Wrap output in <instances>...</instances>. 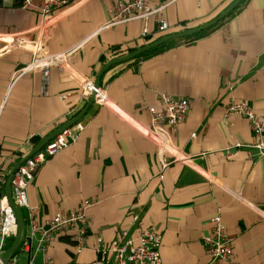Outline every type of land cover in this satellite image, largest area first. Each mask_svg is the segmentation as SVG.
Returning a JSON list of instances; mask_svg holds the SVG:
<instances>
[{
	"label": "crops",
	"instance_id": "crops-1",
	"mask_svg": "<svg viewBox=\"0 0 264 264\" xmlns=\"http://www.w3.org/2000/svg\"><path fill=\"white\" fill-rule=\"evenodd\" d=\"M119 1L74 0L54 12L47 28L34 11L20 8L21 0H0V173L5 183L40 141L85 108L91 97L83 99V82L94 83L116 58L114 52L207 23L234 0H173L160 16L169 31L158 33V19L152 18L145 44L140 21L105 27ZM213 27L199 39L176 40L161 54L136 57L104 73L100 88L108 103L88 108L80 120L83 132L47 160L27 190L29 209L41 225L84 200L94 201L87 212L86 249L77 253L71 236L59 234L44 245L35 235L29 251H23L29 209H19L16 264H88L96 258L97 239H132L146 229L162 237V264H208L203 238L214 215L232 238L234 264H264V156L233 147L248 146L253 135L245 119L225 115L231 101H245L264 116V0H243ZM19 38L24 43H17ZM71 50L49 67L47 77L41 68L25 70L41 53ZM159 94L189 101L184 121L168 130L170 147L190 158L188 166L167 156L171 163L162 169L156 145L147 137V109L159 108ZM29 134L35 138L28 140ZM16 235L6 241L5 251Z\"/></svg>",
	"mask_w": 264,
	"mask_h": 264
},
{
	"label": "built area",
	"instance_id": "built-area-1",
	"mask_svg": "<svg viewBox=\"0 0 264 264\" xmlns=\"http://www.w3.org/2000/svg\"><path fill=\"white\" fill-rule=\"evenodd\" d=\"M172 1L152 5L151 0H121L111 10L110 19L105 27H115L132 21H140L143 28L139 38L142 44L148 43L147 22L152 18L158 19V33L169 31L167 22L160 16ZM72 2L70 0H21L20 8L34 11L40 16L42 26L48 28L52 24L54 12L66 10ZM16 42L24 43L22 38H19ZM72 52L73 50L58 56L41 53L37 61L25 70L33 71L41 68L44 76L47 77L49 67L63 62ZM82 97L84 100L93 97L94 103L99 106L108 103L105 90L100 87L95 89L94 83L90 81L83 82ZM159 103V108L150 107L147 109L150 115L147 137L156 145L161 168L166 169L170 165L171 162L167 160V156H170L172 163L188 166L191 162L190 158L176 154L170 147L168 130H175L184 121L189 110V101L167 94H159ZM225 115L226 118L239 116L245 119L253 135V140L248 146L235 143L233 147L235 149L246 148L248 151L256 152L260 157L264 156V116L256 114L245 101H231L225 107ZM83 130L84 126L80 121L75 123L72 127L56 135L17 168L11 180V198L17 210L29 209L27 190L37 171L49 158L75 142L76 133H81ZM34 138V134L28 135V140ZM159 178L163 180L162 175ZM4 184L5 177L0 173V257L5 252L6 241L14 236L17 231L15 215L8 203L5 192L1 190V186ZM93 205H95L94 201L84 200L76 210L68 213H57L44 225L37 222L35 212L29 209L28 224L30 232L28 240L22 244L23 251H29V240L35 235H39L40 244L44 245L59 234H69L71 236V239L77 243V253L86 249L83 240L87 233V212ZM123 240L122 236L108 242L97 239V244L93 248L96 258L88 264H162L160 257L162 237L156 230H140L134 238ZM203 242L209 256L208 264H215L217 261L234 264L232 261V238L227 234L219 215H214L209 219L208 234L203 238ZM0 264H16V259L11 258L6 263L0 261ZM44 264L49 263L45 262Z\"/></svg>",
	"mask_w": 264,
	"mask_h": 264
},
{
	"label": "water",
	"instance_id": "water-1",
	"mask_svg": "<svg viewBox=\"0 0 264 264\" xmlns=\"http://www.w3.org/2000/svg\"><path fill=\"white\" fill-rule=\"evenodd\" d=\"M243 0H234L231 4H229V6L226 7V9L221 12V14H219L216 18H214L213 20L204 23L202 25H199L195 28H191V29H185L179 33H173V34H168L165 36L160 37L159 39L147 44V45H142L141 47L135 49L133 52L126 54L122 57L119 58H115L111 61H109L108 63H106L101 70L98 72L96 79L94 81V88L98 89L100 87V79L101 77L104 75V73L113 65L116 64H120V63H124V62H128L130 60L135 59L136 57L152 50L155 49L169 41H173V40H180V39H184L190 36H193L195 34L204 32L206 30H208L209 28H212L213 26L217 25L219 22H221L222 20H224L231 12H233L236 7L238 5H240V3ZM94 104V98L91 97L90 100L88 101L87 105L85 106V108L75 117L73 118L71 121H69L66 125L62 126L61 128H59L57 131L53 132L50 136H48L47 138L43 139L42 141H40L36 147L34 148V150L32 152H30L23 160H21L20 162H18L10 171V173L7 176L6 179V183H5V194L7 196V200L8 203L10 205V207L13 210V213L15 215L16 218V223H17V235L14 239V242L12 244V246L5 251L1 257H0V261L1 263H6L8 260H10L14 254V250L19 242L20 236H21V231H22V222L21 219L18 215V211L17 209L14 207L13 203H12V198H11V180H12V176L14 174V172L17 170V168L22 165L28 158H30L32 155H34L37 151H39L44 145H46L50 140H52L56 135L60 134L62 131H64L65 129L72 127L75 123L79 122L84 115L86 114L88 108Z\"/></svg>",
	"mask_w": 264,
	"mask_h": 264
},
{
	"label": "trees",
	"instance_id": "trees-1",
	"mask_svg": "<svg viewBox=\"0 0 264 264\" xmlns=\"http://www.w3.org/2000/svg\"><path fill=\"white\" fill-rule=\"evenodd\" d=\"M70 1H74V0H70ZM236 10V9H235ZM234 10V11H235ZM233 11V12H234ZM233 12H231V13H233ZM230 13V14H231ZM229 14V15H230ZM220 23V22H219ZM218 23V24H219ZM217 24V25H218ZM212 28H214V27H212ZM212 28H209L208 30H206V31H204V32H201V33H198V34H195V35H193V36H190V37H187V38H184L183 40H190V41H193V40H196V39H199V38H201V37H203L209 30H211ZM186 29V28H185ZM184 29V30H185ZM176 43V40H173V41H169V42H167V43H165V44H163V45H161V46H159V47H157V48H155V49H152V50H150V51H148V52H146V53H144V54H142V55H140V56H138L136 59H145V58H149V57H151V56H154V55H157V54H161V53H163L167 48H170L171 46H173L174 44ZM135 49H129V50H126V52H114V57H116V58H119V57H122V56H124V55H126V54H129V53H131V52H133Z\"/></svg>",
	"mask_w": 264,
	"mask_h": 264
}]
</instances>
